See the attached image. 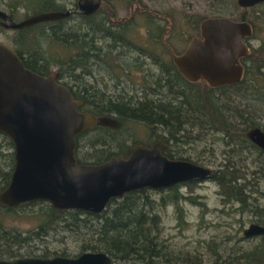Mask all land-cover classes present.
Segmentation results:
<instances>
[{
  "label": "trees",
  "instance_id": "trees-1",
  "mask_svg": "<svg viewBox=\"0 0 264 264\" xmlns=\"http://www.w3.org/2000/svg\"><path fill=\"white\" fill-rule=\"evenodd\" d=\"M1 1L12 17L20 10L28 17L40 12L68 9L60 0ZM260 4L264 5V2ZM73 5L76 8V2ZM145 15L148 34L155 39V46L162 45L163 51L156 56L148 53L160 72L156 77L146 74L149 78L145 79V86H140V92L127 96L123 93L105 94L85 82V77L93 76L92 68L97 61L105 62L111 68L119 67L118 55L113 54L115 47L125 46L130 51L135 48L127 33L129 20L113 24L101 9L88 16L72 13L63 19L14 30L9 46L27 68L40 75L48 74L55 66L57 80L69 88L75 99L81 100L80 111L95 117L114 116L120 122L118 128L95 124L93 128L76 135L77 163L100 164L112 156L125 154L137 143L151 146L161 141L165 144L162 153L168 158L199 164V157L183 156L182 150L172 149L173 145H192L208 136L220 134L216 137L222 143L224 162L216 165L207 179L218 185L223 202H236L243 210H253L257 216L256 223L264 226V204L259 202L264 200V189L260 190L257 182L258 176L264 177V152L245 134L253 127L264 131V120L259 118V112L264 115V42L258 48L249 45L250 39L256 38L258 18L250 20L242 13L237 19L248 21L252 26L251 36L245 39L250 50L241 58L244 66L242 79L235 84L212 87L203 79L186 80L172 59L165 60L161 54H171L164 44L166 27L157 24L156 15L148 12ZM72 16H76L75 23L69 21ZM205 18L194 22L189 20L196 30L189 40L199 35L200 24ZM152 24H155L154 28ZM51 44L61 48L62 55L49 53L47 48ZM141 50L138 49L139 52ZM250 100L260 105L255 106ZM131 122L145 127L148 134L145 141L133 139L130 144L126 142L122 132ZM0 136L3 138L0 143L1 193L10 182L15 156L11 139L2 132ZM245 152L255 155L258 167L251 171V178L246 177L247 167L242 164L245 163ZM194 181L198 180L162 188L168 189L171 194L158 199L151 195V188L126 192L119 199L112 198L99 213L60 210L46 200H32L14 207L0 203V260L23 256L76 257L90 251L103 252L115 262L130 264H177L180 260L182 264H202L201 259L189 253L172 256L161 238L160 211L182 197L177 190L181 185L190 189ZM162 189L156 190L161 192ZM252 189L257 196H252ZM185 198L196 203L193 197ZM176 210L179 218L182 209L176 205ZM17 218H31L36 224L21 231L10 225V221ZM66 238L80 242L76 252L70 253L67 246L50 249V244H64ZM259 241L253 248L242 249L234 257L226 259L213 249V256L207 264H264V234L259 236Z\"/></svg>",
  "mask_w": 264,
  "mask_h": 264
},
{
  "label": "water",
  "instance_id": "water-1",
  "mask_svg": "<svg viewBox=\"0 0 264 264\" xmlns=\"http://www.w3.org/2000/svg\"><path fill=\"white\" fill-rule=\"evenodd\" d=\"M264 0H237L249 8ZM99 9L114 12L104 0H76V8L46 11L15 21L0 9V25L19 30L39 22L91 15ZM252 34L248 21L207 17L200 34L173 57L178 71L188 80H205L218 87L239 82L244 74L241 58L248 54L245 39ZM81 100L57 80L55 72L40 75L27 68L8 44L0 41V132L14 146L15 165L0 203L14 207L32 200H46L57 209L99 213L112 198L143 188L162 189L178 183L209 178L212 169L187 160L170 159L162 153L163 142L135 144L126 154L100 164H79L75 137L95 124L118 128L114 116L95 117L79 110ZM246 137L264 152V131L253 127ZM264 234V226L251 223L246 237ZM0 264H114L103 252L86 251L76 257H22Z\"/></svg>",
  "mask_w": 264,
  "mask_h": 264
},
{
  "label": "rangeland",
  "instance_id": "rangeland-1",
  "mask_svg": "<svg viewBox=\"0 0 264 264\" xmlns=\"http://www.w3.org/2000/svg\"><path fill=\"white\" fill-rule=\"evenodd\" d=\"M61 1L65 3V8L68 9L74 8L73 3L76 2V0ZM107 2L115 13L114 16H111L110 12L105 11L109 20L113 24L129 20L128 37L132 39L134 47L143 48L139 52L136 49L130 51L125 46L115 47L113 54L118 55L119 67L114 66L111 68L105 62H95L92 68L93 76L85 77V82L92 84L95 89L103 91L105 94L123 93L127 96L136 92L139 93L140 86H145V79L149 78L148 76L156 77L159 74V66L152 63L153 57L148 53L150 52L153 56H156L163 51L162 45L155 46V39L148 34L146 12L156 15L157 24L166 27L164 42L168 44L173 54L180 53L189 37L196 34V30L192 23H189V20L194 22L198 18L205 17L223 16L237 20L239 15L243 13L245 18L248 17L250 20L258 18L257 35L256 38L250 39L249 45L258 48L264 42L263 4H257L253 9H244L238 6L237 0H107ZM0 9L5 11L8 9L1 0ZM13 17L15 21L26 18L22 10L18 11ZM69 21L75 23L76 16H72ZM152 25L154 28L155 24ZM13 34L14 30L5 29L0 25L1 42L9 45V40ZM97 44L102 45L101 42ZM47 49L49 53L62 55L61 48L56 45L51 44ZM161 55L165 60L172 59V53L165 52ZM56 70L57 68L53 66L52 72ZM250 101L255 106L260 105L257 101ZM259 114V118L264 120L263 112H259ZM124 129L122 134L127 138L126 142L128 144L132 143L133 139L141 142L147 139V130L139 123H128ZM218 135L220 136V134L213 137L208 136L192 145L175 144L172 149L182 150L180 152L183 156H190L192 159L199 157V164L214 169L216 165L224 162V155L221 152L222 143L216 137ZM2 140L3 138L0 136V143ZM244 158L245 163L242 162V164L247 167L246 177L251 178V171L258 168L256 161H254L255 155L251 152H245L243 153V160ZM257 178L258 187L263 190L264 177L258 176ZM177 190L182 197L175 204L170 203L160 211L162 216L161 238L172 256L175 255L176 257L178 254L185 255L189 253L191 256H197L201 259L202 264H207L213 256V249L219 251L222 258L226 259L228 256L234 257L242 249L253 248L254 245L260 242L259 237L245 238L243 236V229L250 223H256L257 216L253 210L249 208L243 210L236 202H223L218 185L211 179L194 181L190 189L187 185H181ZM252 193V196H257L254 189H252ZM170 194L171 192L168 189H162L161 192L156 189L151 191V195L157 199L162 195L168 196ZM185 196L193 197L196 203H192ZM259 202L260 205L264 204L263 199ZM176 205L182 209L181 215L179 212V218ZM35 224V220L31 218H17L10 221V225L21 231L29 229ZM51 236L59 237L58 235ZM77 244H80V242H74L73 239L68 240L66 238L64 244L61 242L50 244V249H61L67 246V250L72 253L78 250L76 248ZM114 263L130 264L121 261ZM177 264H182L181 260Z\"/></svg>",
  "mask_w": 264,
  "mask_h": 264
},
{
  "label": "flooded vegetation",
  "instance_id": "flooded-vegetation-1",
  "mask_svg": "<svg viewBox=\"0 0 264 264\" xmlns=\"http://www.w3.org/2000/svg\"><path fill=\"white\" fill-rule=\"evenodd\" d=\"M104 1H106V0H104ZM107 2V1H106ZM108 3V2H107ZM71 9H74V8H71ZM5 11V10H4ZM7 13H8V10L6 11ZM141 12H143V11H141ZM9 14V13H8ZM10 15V14H9ZM11 16V15H10ZM12 17V16H11ZM13 19H14V17H12ZM199 34H200V32H199ZM196 36H199V35H196ZM195 37V36H194ZM193 38V37H192ZM190 41V40H189ZM188 41V42H189ZM188 42L186 43V45L184 46V48L182 49V51L179 53V54H173V51L171 50V48L168 46V44L166 43V42H164V44L168 47V49L171 51V53H172V60H173V57L174 56H176V55H180V54H182L183 53V51L185 50V48H186V46H187V44H188ZM143 47H135V48H132V50H135V49H142ZM186 80H188V79H186ZM188 81H190V80H188ZM165 148V147H164ZM127 153V151L125 152V154ZM253 223H255V222H253ZM251 224V223H250ZM249 224V225H250ZM258 224V223H257ZM248 225V226H249ZM247 226V227H248ZM263 226V225H262ZM246 227V228H247ZM246 228H244L243 229V236L245 237V238H252V237H259V236H261V235H253V236H249V237H246L245 235H244V230L246 229ZM263 235V234H262ZM39 255V254H38ZM23 257H40V258H51V257H42V256H23ZM52 257H54V256H52ZM16 258H22V257H16ZM16 258H11V259H16ZM11 259H3V260H11ZM113 261V260H112ZM115 262V261H114ZM113 262V263H114ZM115 264V263H114Z\"/></svg>",
  "mask_w": 264,
  "mask_h": 264
},
{
  "label": "bare ground",
  "instance_id": "bare-ground-1",
  "mask_svg": "<svg viewBox=\"0 0 264 264\" xmlns=\"http://www.w3.org/2000/svg\"><path fill=\"white\" fill-rule=\"evenodd\" d=\"M246 134V133H245Z\"/></svg>",
  "mask_w": 264,
  "mask_h": 264
}]
</instances>
